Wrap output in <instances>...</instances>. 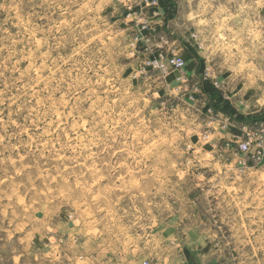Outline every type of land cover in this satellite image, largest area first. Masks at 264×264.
<instances>
[{
	"label": "rangeland",
	"instance_id": "rangeland-1",
	"mask_svg": "<svg viewBox=\"0 0 264 264\" xmlns=\"http://www.w3.org/2000/svg\"><path fill=\"white\" fill-rule=\"evenodd\" d=\"M145 262L264 264V0H0V264Z\"/></svg>",
	"mask_w": 264,
	"mask_h": 264
},
{
	"label": "built area",
	"instance_id": "built-area-1",
	"mask_svg": "<svg viewBox=\"0 0 264 264\" xmlns=\"http://www.w3.org/2000/svg\"><path fill=\"white\" fill-rule=\"evenodd\" d=\"M170 66L176 70L182 71L185 68V62L182 58L175 57L174 59H172L170 61ZM248 137H249V135H248ZM248 139H249V141L242 143V144H239L240 151L246 153V152H249L251 150L252 139L251 138H248ZM144 264H147V263L145 262Z\"/></svg>",
	"mask_w": 264,
	"mask_h": 264
},
{
	"label": "crops",
	"instance_id": "crops-1",
	"mask_svg": "<svg viewBox=\"0 0 264 264\" xmlns=\"http://www.w3.org/2000/svg\"><path fill=\"white\" fill-rule=\"evenodd\" d=\"M198 72V66L197 64L194 62V74H196ZM141 264V263H140ZM188 264V263H187Z\"/></svg>",
	"mask_w": 264,
	"mask_h": 264
}]
</instances>
